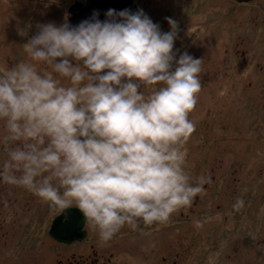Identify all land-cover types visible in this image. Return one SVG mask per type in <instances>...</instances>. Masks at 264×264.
<instances>
[{
  "label": "clouds",
  "instance_id": "clouds-1",
  "mask_svg": "<svg viewBox=\"0 0 264 264\" xmlns=\"http://www.w3.org/2000/svg\"><path fill=\"white\" fill-rule=\"evenodd\" d=\"M165 19L168 31L142 8L37 22L20 46L29 59L0 70V182L75 205L101 244L125 223L168 221L201 191L183 150L201 58L177 57Z\"/></svg>",
  "mask_w": 264,
  "mask_h": 264
},
{
  "label": "rangeland",
  "instance_id": "rangeland-1",
  "mask_svg": "<svg viewBox=\"0 0 264 264\" xmlns=\"http://www.w3.org/2000/svg\"><path fill=\"white\" fill-rule=\"evenodd\" d=\"M77 2L86 4L0 0L7 32L17 33L10 35L6 67L29 59L20 46L37 31V22L68 21ZM132 5L163 31L170 29L166 17L176 20L174 50L201 58V88L188 117L195 129L183 145L184 167L201 191L166 221L180 224L163 232L164 259L144 234L119 238L114 256L106 252L99 264H264V0H133ZM50 209L59 212L25 188L0 182V264H66L74 253L91 254V244L95 250L113 244L95 237L86 248L54 247L45 235Z\"/></svg>",
  "mask_w": 264,
  "mask_h": 264
},
{
  "label": "flooded vegetation",
  "instance_id": "flooded-vegetation-1",
  "mask_svg": "<svg viewBox=\"0 0 264 264\" xmlns=\"http://www.w3.org/2000/svg\"><path fill=\"white\" fill-rule=\"evenodd\" d=\"M2 6L1 9L4 13V17L0 18V33L3 34V37H1L0 41V70H7V63H6V53L10 48L13 47L12 42L10 41L11 34L13 33L14 36L17 35L14 31L8 30L7 32V23H6V5H0ZM14 27V26H12ZM3 29V30H2ZM13 37V36H12ZM195 45V42H194ZM22 51V49H20ZM182 48H178L177 51V57L182 52ZM194 56L198 58L197 53H194ZM16 61V60H15ZM22 193V192H21ZM20 193V194H21ZM16 197V196H15ZM65 212V213H64ZM63 213L67 217H63V219L60 222H57V220L63 215ZM83 221L82 227L78 230L77 227L75 229H71V226H77L80 224V221ZM68 221V222H67ZM160 227H157L158 224H160ZM154 222L153 224H144L143 221H138L136 227H132L131 225L125 223L120 230L114 234L111 240L108 241V243H113L110 246L102 245V249L95 250L94 244H91V254L90 252H86L84 250L81 254H73L71 257H68L66 260V264H99L100 260L103 261V259L106 256V252H109L110 255L113 257L114 253L116 252V249L114 247V242L118 241L119 238H126L130 236H141L144 234H148L147 236L150 237V243H152L153 249H155V255L159 256L158 259L162 256L164 259V251L161 249L163 247L164 237L165 233H163L167 227H171L172 225L180 224L171 222L170 224H166V222ZM69 224V225H66ZM71 225V226H70ZM138 231H135L137 230ZM149 233H154L153 237H151ZM62 234L64 238H66L68 241H59L55 235ZM45 235L48 237V241L55 247L59 246L61 249L64 250H72L76 247L83 246L86 248V245L88 242H91L95 237L99 240L98 231L94 228V226L83 216L82 212L73 205L71 208H69L67 211H59L55 212L51 209L47 213V228L45 230ZM77 235V236H75ZM162 235V236H161ZM73 236V237H72ZM71 238V239H70ZM71 240V241H70ZM137 240H146L144 238H137ZM56 243V245L54 244ZM104 247L106 250H104ZM111 250V252L109 251ZM162 254H161V253ZM161 255V256H160ZM93 256V258H92ZM92 258V260H90ZM61 262V261H60ZM64 262V261H63ZM109 263V262H108ZM107 264V263H105Z\"/></svg>",
  "mask_w": 264,
  "mask_h": 264
},
{
  "label": "water",
  "instance_id": "water-1",
  "mask_svg": "<svg viewBox=\"0 0 264 264\" xmlns=\"http://www.w3.org/2000/svg\"><path fill=\"white\" fill-rule=\"evenodd\" d=\"M240 3H248L252 0H237ZM133 0H86V4L82 2H77L73 6L69 8L68 12V22L72 25L77 24L79 21L85 18H90L93 14L94 11L98 13V18L103 20L105 19V12L109 8H113L116 10H121L124 8H128L131 11H135L139 9L137 6L132 5ZM65 213V212H64ZM57 220V222H60L63 217H67L65 214ZM68 222V221H67ZM69 225V224H66ZM83 225V221H80V224L77 226H71V229H77L79 230ZM77 236V235H75ZM55 237L59 241H68L62 234L58 235L56 234ZM73 237V236H72ZM71 239V238H70ZM71 241V240H70Z\"/></svg>",
  "mask_w": 264,
  "mask_h": 264
}]
</instances>
